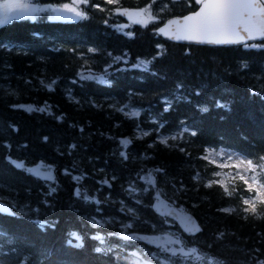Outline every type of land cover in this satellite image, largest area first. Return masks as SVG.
Segmentation results:
<instances>
[{
	"label": "trees",
	"instance_id": "16d2710c",
	"mask_svg": "<svg viewBox=\"0 0 264 264\" xmlns=\"http://www.w3.org/2000/svg\"><path fill=\"white\" fill-rule=\"evenodd\" d=\"M198 4L87 0L80 17L0 24V264H264V202L245 211L254 187L207 155L218 145L247 155L264 184V39L157 32ZM127 6L156 18L130 21ZM40 161L52 176L31 168ZM155 191L202 228L186 233L155 211ZM135 231L178 242L158 248ZM124 244L169 260L135 262Z\"/></svg>",
	"mask_w": 264,
	"mask_h": 264
},
{
	"label": "snow or ice",
	"instance_id": "6c2138e0",
	"mask_svg": "<svg viewBox=\"0 0 264 264\" xmlns=\"http://www.w3.org/2000/svg\"><path fill=\"white\" fill-rule=\"evenodd\" d=\"M81 2L87 3V0H81ZM197 2L202 4L201 10L193 16L185 18V22L179 30L183 35H177V39H206L208 42L220 44L236 42L231 39L232 37L237 40L250 39L255 36L264 37V0H197ZM26 7L27 5L19 3H5L0 11V24L8 22L9 13L12 10ZM52 10L56 11V9ZM32 11H38V9H32ZM64 11L74 12L77 16L82 15V12L77 11L75 7L68 5L64 6ZM245 163L246 170H255L251 160L247 162L240 160L239 164L234 166L239 167ZM19 166L23 167L24 165L20 164ZM220 166L227 167L228 165ZM261 168H264V165H261ZM240 179L244 180V177L240 176ZM252 179L255 182V177ZM247 182L245 180V183ZM249 187L251 188V185ZM244 203L250 205L245 211L257 214L254 202L246 200ZM225 211L228 210L225 209ZM97 239L101 238L97 237ZM96 250L100 251L101 249L97 248Z\"/></svg>",
	"mask_w": 264,
	"mask_h": 264
},
{
	"label": "rangeland",
	"instance_id": "374dc122",
	"mask_svg": "<svg viewBox=\"0 0 264 264\" xmlns=\"http://www.w3.org/2000/svg\"><path fill=\"white\" fill-rule=\"evenodd\" d=\"M5 3H19L23 5H27L26 8H20V9H14L9 13V18L12 17H30V18H37L41 15H45L50 18H64V19H71L80 17L77 16L74 12H68L64 11V6L68 5L70 7H75L77 11L82 12V15L84 14L85 10L83 8V2L81 0H69L64 1L62 3H55L50 1H44V0H0V11H2V6ZM142 10V7H139ZM32 9H38V11H32ZM52 9H56V11H53ZM143 11V10H142ZM144 12V11H143ZM81 15V16H82ZM156 18L154 14H145L144 17L141 20V22L146 23L147 21ZM146 21V22H145ZM127 24V21L122 22V27H125ZM100 76L103 74H99ZM133 110L134 108H130ZM172 134H161L159 135V138L166 141L168 140L169 136H172ZM207 155L220 165H228L227 167H224L223 170L226 171H232V172H238L242 176H244L248 181V185H251L254 187L255 194L253 196L247 197L246 200L256 203L258 200L264 201V184L260 180V175L258 173V167L257 164L252 162L255 166V170H246V163L244 165H240L239 167H236L234 165L239 164L240 160H243L245 162L251 160L247 155L226 146L218 145L209 147L207 150ZM35 171H38L44 176H52L54 167L52 164L40 161L39 163L35 164L31 167ZM253 177H255V182H253ZM221 178H224V175L221 176ZM250 206V205H249ZM127 235H130V233H127ZM146 240L149 242H152L154 246L158 248H172V244L178 242V238L173 234V232H160L159 234H150V236H146ZM114 245V244H113ZM122 251L129 255L130 258L133 259V261L142 263V262H150L152 258H157L162 263L166 262L165 260H169L165 255L158 251L156 248L152 247L147 249L149 252L145 251L144 249L139 248H132L128 247V245H121ZM119 248V247H118Z\"/></svg>",
	"mask_w": 264,
	"mask_h": 264
},
{
	"label": "water",
	"instance_id": "95a60500",
	"mask_svg": "<svg viewBox=\"0 0 264 264\" xmlns=\"http://www.w3.org/2000/svg\"><path fill=\"white\" fill-rule=\"evenodd\" d=\"M202 4L199 3L198 6L194 9L182 12V13H175L167 16L162 22H160L156 26V30L162 36L182 42H194V43H205V44H217L208 42L206 39L200 40H188V39H177V35H183L181 31H179L184 22L185 18L188 16H193L196 12L201 10ZM122 14L130 21H141L144 17V12L136 6H127L121 9ZM164 29V31H161ZM242 35H247L245 33H241ZM231 39L236 40V42L231 43H220V44H236V43H246L256 40H262L264 37L255 36L254 38H245L244 40H237L235 37ZM152 206L158 213L162 215H166L177 221L180 227L186 233H196L201 228L202 225L196 216V214L189 208H182L178 206L176 203L169 201L161 192L155 191L154 198L152 200ZM0 209H7L6 204L2 199H0ZM132 235L135 237L145 238L148 237L147 233L142 232H132Z\"/></svg>",
	"mask_w": 264,
	"mask_h": 264
}]
</instances>
